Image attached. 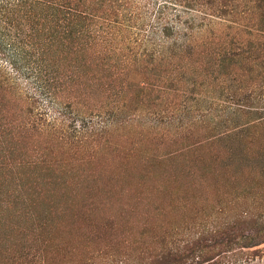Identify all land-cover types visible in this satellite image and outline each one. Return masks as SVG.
<instances>
[{
    "label": "rangeland",
    "instance_id": "obj_1",
    "mask_svg": "<svg viewBox=\"0 0 264 264\" xmlns=\"http://www.w3.org/2000/svg\"><path fill=\"white\" fill-rule=\"evenodd\" d=\"M168 1L88 0L54 102L0 62V264H264V35L244 0Z\"/></svg>",
    "mask_w": 264,
    "mask_h": 264
},
{
    "label": "trees",
    "instance_id": "obj_2",
    "mask_svg": "<svg viewBox=\"0 0 264 264\" xmlns=\"http://www.w3.org/2000/svg\"><path fill=\"white\" fill-rule=\"evenodd\" d=\"M73 1L0 0V62L2 61L1 64L8 66L12 70L10 72H20V68H22V75L28 79L32 78L33 85L36 87L37 93L39 92L38 96L40 95V98L49 100V102H54V98L57 97L55 96L56 93L68 91V81L59 78L62 76L68 78L65 73L67 70L69 71V65L66 64H70L69 53L74 48H81L78 43L73 44L75 42L73 36L81 34V30L75 32L76 27L85 20L93 21V18L90 17L88 0L83 1L81 6L77 8ZM244 2L248 5L247 11L252 16V21H256L254 28H250L252 31L250 30L248 33L259 32L264 35V0H244ZM167 3H175L187 9L196 5H204L202 0H170ZM162 12L161 10L159 15H162ZM161 29L160 32L164 37L174 32V28L168 25H164ZM187 29H189L188 26ZM79 38L82 39L83 36ZM255 48L256 50H254L258 55L263 54L264 42L260 44V47L255 45ZM176 49H179L177 53L182 52L179 47ZM2 68L3 66L0 65V104L3 105L2 109H4L10 106L14 107L15 98L11 92L13 87L8 81V77L3 76ZM5 76L10 75L6 74ZM252 95V90L249 93L244 92L243 101H249L252 104V102H258L264 98L257 93L255 96ZM239 109L244 110L245 108ZM19 112L21 113V109ZM30 113H28L29 117ZM75 117L78 118L77 115ZM96 118L100 119V115H97ZM88 120L89 128L84 125L79 126V128L83 132L88 128L90 136L103 134L111 127L109 120L97 121L96 124L91 117ZM99 140H96L94 145L98 146ZM57 143L61 144V142ZM229 232L221 231V234L226 235L219 236L218 245L232 241L228 236ZM257 233L254 232L245 237L246 246L264 242V234Z\"/></svg>",
    "mask_w": 264,
    "mask_h": 264
}]
</instances>
